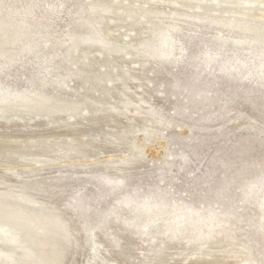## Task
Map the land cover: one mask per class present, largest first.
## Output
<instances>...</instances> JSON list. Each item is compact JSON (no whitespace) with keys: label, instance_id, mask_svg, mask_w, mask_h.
I'll return each instance as SVG.
<instances>
[{"label":"rangeland","instance_id":"obj_1","mask_svg":"<svg viewBox=\"0 0 264 264\" xmlns=\"http://www.w3.org/2000/svg\"><path fill=\"white\" fill-rule=\"evenodd\" d=\"M187 3L0 0V106H77L0 110V203L58 216L57 264H264V6ZM159 208L190 213L172 232ZM26 234L0 220V264H22Z\"/></svg>","mask_w":264,"mask_h":264},{"label":"bare ground","instance_id":"obj_2","mask_svg":"<svg viewBox=\"0 0 264 264\" xmlns=\"http://www.w3.org/2000/svg\"><path fill=\"white\" fill-rule=\"evenodd\" d=\"M198 0H188L189 3H187L188 6L194 4ZM203 3H208V1H216V4L220 7V9H223L225 7H232L236 3L239 2V0H202ZM258 0H246L249 5H254L255 2ZM259 3L264 6V0H259ZM103 10V11H102ZM107 11L103 8H99L97 14L92 16L90 19L87 20V23L90 25H93L96 29V33L100 34L99 37L96 38V40L99 41V46L101 48V56L104 53H107L109 50L107 47V44L104 43L102 40V23H103V18L104 15ZM245 14V13H244ZM174 14H172L173 16ZM202 14H199L201 16ZM248 14H245V17L243 18V24L242 25H253V22L248 19L247 17ZM93 23V24H92ZM258 27L255 28V31L259 33V35L264 34V21L259 23ZM241 25V26H242ZM245 25V27L247 26ZM90 42L87 40V46H89ZM143 49V47H142ZM159 56V54L156 52L155 49H149V51L145 53H138L137 58H145L144 61L150 62V61H156L154 57ZM20 102L22 103H17L16 99H13L12 102L8 103L7 105L0 106V110L3 112H11L15 108V103L21 105L24 109L26 114L29 116H33L32 114H38L40 112H50V113H58V112H64L67 111L70 114L74 113L76 111V105L73 103H69L68 105H62V104H51L48 100L41 98L38 95H26L20 99ZM133 149H136L133 147ZM134 151V150H133ZM132 157V156H131ZM22 198H19L16 200V203L18 206L12 207L8 205H4V203H0V220L1 221H12V222H19L20 224L23 225V228L26 229V238L30 239V245H33V247L28 248L24 252L23 258L20 260L22 261V264H26L32 257H29V255L33 254H38L39 252L40 255H37V257L34 259V264H57V258L63 253V249L60 248L61 245L59 244L61 240L70 242V238L68 236V232L65 228V225L61 222V220L58 218L56 215H49V214H44V213H39L40 215H34L30 214L25 206L21 204ZM14 213V214H13ZM188 210L183 209L181 211H165L162 209H154L151 210L148 213V220L150 223L156 222L159 218H161L163 215H167L165 218L168 221H171L172 224V232H177V230L174 228L173 224H178L181 220L186 217ZM135 220V219H134ZM194 221L191 225L193 231L197 236L202 235V229H211V224L209 223L210 221L207 220L205 224L202 226L200 225V221L198 218L195 216L192 218ZM35 229H42L44 230L43 235H47V243H48V248L46 249L43 247L42 242H43V236L40 234L34 235L33 231ZM174 229V230H173ZM51 235H56L57 237L52 239L53 237ZM50 236V237H49ZM202 237V236H201ZM27 240V239H26ZM228 241L223 240L220 245L222 247L224 244H226ZM63 244V243H62ZM7 259L13 260L14 256L13 254L9 253L6 255Z\"/></svg>","mask_w":264,"mask_h":264},{"label":"water","instance_id":"obj_3","mask_svg":"<svg viewBox=\"0 0 264 264\" xmlns=\"http://www.w3.org/2000/svg\"><path fill=\"white\" fill-rule=\"evenodd\" d=\"M29 257H32V255H29Z\"/></svg>","mask_w":264,"mask_h":264}]
</instances>
